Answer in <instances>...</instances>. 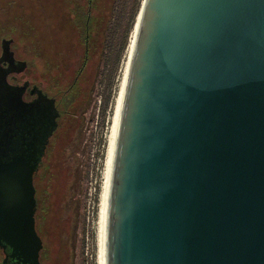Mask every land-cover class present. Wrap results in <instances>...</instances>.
Here are the masks:
<instances>
[{"label":"water","instance_id":"obj_1","mask_svg":"<svg viewBox=\"0 0 264 264\" xmlns=\"http://www.w3.org/2000/svg\"><path fill=\"white\" fill-rule=\"evenodd\" d=\"M132 5L101 114L90 264H264V0H143L121 55ZM30 158L0 164L2 264H41Z\"/></svg>","mask_w":264,"mask_h":264},{"label":"rangeland","instance_id":"obj_2","mask_svg":"<svg viewBox=\"0 0 264 264\" xmlns=\"http://www.w3.org/2000/svg\"><path fill=\"white\" fill-rule=\"evenodd\" d=\"M71 0H0L1 45L28 64L26 76L61 97L77 83L35 179L42 264H90L92 193L107 84L131 0H102L99 47L81 72L85 48L71 18ZM105 2V3H104ZM110 19V20H109ZM6 98H2L5 100ZM1 101V100H0ZM4 255L0 250V264Z\"/></svg>","mask_w":264,"mask_h":264},{"label":"flooded vegetation","instance_id":"obj_3","mask_svg":"<svg viewBox=\"0 0 264 264\" xmlns=\"http://www.w3.org/2000/svg\"><path fill=\"white\" fill-rule=\"evenodd\" d=\"M1 50L0 164L21 155H29L31 164L36 165L35 186L36 176L48 155L51 140L58 131L62 111L53 95L42 84L32 82L25 75L27 62L15 58L8 42L2 43ZM33 144L36 147L30 149ZM36 202L38 208L37 190ZM0 250L5 258L4 250Z\"/></svg>","mask_w":264,"mask_h":264},{"label":"trees","instance_id":"obj_4","mask_svg":"<svg viewBox=\"0 0 264 264\" xmlns=\"http://www.w3.org/2000/svg\"><path fill=\"white\" fill-rule=\"evenodd\" d=\"M70 2L74 4V7L72 8L73 18H71V20L73 25L76 27V30L80 36V41L83 43L85 48V58L81 70L82 72L85 69V64L89 60L92 53H94L99 47V43H98L99 36L102 34L101 31L105 21V17L103 13L104 10L101 11L102 0H71ZM117 2H118L117 0H114L113 2V8H112L113 13L117 12L116 11L118 4ZM142 2L143 0H133L132 11L129 20V27L125 35V39H123V42L121 44V50H120L121 55L128 48V38L130 37V34L134 30L137 17L139 15L142 6ZM76 90H77V83L75 82L65 92H62L60 98L58 95H53V97L57 101L58 107H60V105L68 107L70 103L74 101V96H75L74 94ZM43 248H44V244H43ZM41 252H40V257H41ZM40 262H41V258H40Z\"/></svg>","mask_w":264,"mask_h":264}]
</instances>
